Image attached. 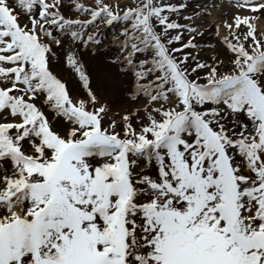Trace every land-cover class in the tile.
Returning <instances> with one entry per match:
<instances>
[{"label":"snow or ice","instance_id":"1","mask_svg":"<svg viewBox=\"0 0 264 264\" xmlns=\"http://www.w3.org/2000/svg\"><path fill=\"white\" fill-rule=\"evenodd\" d=\"M262 24L0 0V264H264Z\"/></svg>","mask_w":264,"mask_h":264},{"label":"rangeland","instance_id":"2","mask_svg":"<svg viewBox=\"0 0 264 264\" xmlns=\"http://www.w3.org/2000/svg\"><path fill=\"white\" fill-rule=\"evenodd\" d=\"M121 2H126V0H121ZM209 23H215V21H209ZM261 27H264V24L260 25Z\"/></svg>","mask_w":264,"mask_h":264}]
</instances>
